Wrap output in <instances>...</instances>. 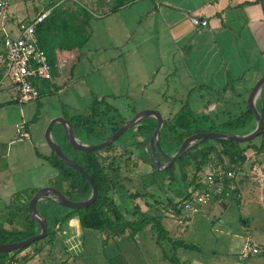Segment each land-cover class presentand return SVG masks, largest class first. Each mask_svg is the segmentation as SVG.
<instances>
[{"label": "rangeland", "instance_id": "obj_1", "mask_svg": "<svg viewBox=\"0 0 264 264\" xmlns=\"http://www.w3.org/2000/svg\"><path fill=\"white\" fill-rule=\"evenodd\" d=\"M46 1L10 0L9 11L19 17L34 16L37 10L44 8ZM63 1L62 9L73 11L82 7L86 8L92 14L88 21L92 28L88 29L87 33L80 32L76 39L63 38V40L66 39L64 40L65 45L62 44L57 52V65L50 80L51 85L41 87L42 96L29 103L19 104L16 101L10 103L16 104L17 107V120L14 123L21 119L20 109H22L25 113L27 129L31 135L28 141L31 140L32 144L36 146L39 144L40 147L34 148L29 145L30 143H26V140L13 141L16 134L15 125L14 128L5 130V132L11 131L10 143L13 144L8 146L7 155V159H11V177L2 188L0 187V228L11 229L10 225H5L9 219L15 220L16 223L18 199L23 200L26 197V190L28 195V190L51 185L58 179V171L56 170L57 176H54V168L36 154L37 151H47L43 132L53 117L62 116L67 120L75 114L86 115L90 110L93 111V106L96 105L102 109H112L113 117L128 118L134 109L151 105L160 106L162 117L165 118L169 110H172L179 101H185L190 93L191 108L187 116L189 119H198V122L191 127L192 129L195 127L205 129L211 118H216L218 122H221L234 117L237 112L239 113L240 108L246 107L244 104H235L234 101L224 104L218 95L220 92L202 89L199 87V81L192 84L191 79H185V69L179 52L175 54L165 52L163 49L162 52H154L153 41L149 40L144 42L145 48L142 47L145 36L151 37L153 25L144 30L140 22H145L146 26L152 23L154 17L151 13L158 0H131L115 10H112L113 0ZM105 9L107 10L102 16L96 14ZM262 75H264V66ZM170 76H175L178 80L172 79L171 82H167L166 77ZM142 79L148 84L145 90L137 87V84H142ZM166 83H169L168 88H165ZM176 84L180 86L177 90L173 89ZM142 92L144 93L141 94ZM201 95H203L202 98ZM97 98L99 101L96 100ZM101 98H103L102 101H100ZM217 98L220 99L217 101ZM94 101L97 103L94 104ZM173 115L171 114L170 118ZM93 120L100 121L99 113L89 117L90 123ZM99 126H95L91 135V141H96V143L101 142L95 137V135H102V132H99ZM86 134L79 132L75 135L77 139L84 140ZM121 140H125L124 137L114 141V147L109 150L122 149L121 146L124 143ZM24 144L29 154L23 162L15 163L12 157ZM103 149L96 152L102 154L101 156L109 154V152L102 151ZM247 151L248 159L245 167L250 168L252 161L256 160L261 167V172L260 174L255 172L249 180H246L242 192L237 186L243 199L228 197L223 199L224 201H211L197 213H191L182 208L183 201L181 202L180 210L191 216V222L186 226L184 233L178 237L196 246L195 249L183 247L176 249V257L182 264H237L238 254L248 241L257 245L260 253L245 259V263H263L264 153L254 154ZM136 154L137 149L134 148L129 159L125 156L119 158L121 177L124 180L123 190L121 189L119 194L113 193V198L117 203L126 199V202L120 204L119 207L127 219L135 217L133 216L137 212L135 204L139 206L142 214L145 210L143 208H146L144 206L145 197L137 199L128 197V194L134 190L145 193L146 190L142 186L138 187V183L141 182L142 176L151 169L150 165L144 164ZM1 161H6V156H2ZM182 166L183 163L176 162L168 172L162 171L161 173L165 176H170L172 173L177 174ZM142 183L144 184L143 181ZM173 184L174 188L179 185L176 181ZM149 191L153 192L155 198L165 201V196L158 189L151 188ZM245 196L252 199L249 204H246ZM118 197H121V200ZM239 199H241L240 202L237 201ZM149 202L153 203V198L149 199ZM209 204L211 207L217 206L215 214L206 209ZM7 206L9 208L6 209ZM126 209L130 212L126 213ZM148 210L150 214L155 213L154 208ZM170 217L174 216L170 215ZM178 222L181 223V221ZM19 230L22 232L10 237L7 242L23 240L31 231L26 227L19 228ZM127 234V231L124 234L113 235L101 230L83 229L79 224L76 228L68 229L64 224L58 231L54 243L46 239L31 243L16 256V260L27 264L23 262L22 256L29 254L28 261L31 262L28 264H115L122 259L117 254L122 253L128 259V264H172L164 258L163 253L172 255L174 252L170 251L165 241L162 242L163 247L157 243L156 233L150 225L138 232L134 241H129Z\"/></svg>", "mask_w": 264, "mask_h": 264}, {"label": "trees", "instance_id": "obj_2", "mask_svg": "<svg viewBox=\"0 0 264 264\" xmlns=\"http://www.w3.org/2000/svg\"><path fill=\"white\" fill-rule=\"evenodd\" d=\"M129 1L131 0H113L112 10L127 4ZM63 3V0L61 2H58L57 0H47L44 8L40 10L35 9L38 13L42 10L51 8L47 17L37 24L36 35L40 47L47 54L48 60L51 64L52 75L54 74L57 65L56 49L60 41L61 43H64V37L76 39V36L80 32L84 33L83 27L88 25V21L90 17H92V14H90V12L84 7L73 11L62 9L61 6ZM102 100L103 98L100 99V101ZM93 103L96 104L97 101H94ZM244 105H246V107L244 109L240 108L239 113L230 119L218 122L216 118H211L208 121L207 128L203 129L201 127H195V129H192L191 126L198 122V119L188 118L187 114L190 113V107L185 103L180 110L173 115V117L163 119V124L159 132V143L162 151L167 155L174 154L178 150L181 141L185 137L194 133L220 131L247 134L251 132L256 127V120L251 110L248 108L247 103ZM255 106L260 113L264 126V85L256 97ZM93 108L95 111L90 110L86 115L75 114L70 117V119H67L72 124L74 134L79 132L87 133L84 140L80 139L81 142L84 143H96V141H91V135L93 134L96 125H100L99 132H102V135H95V137L97 140L103 141L128 119L126 117H113L114 113H112V109L110 108L102 109L96 107V105H94ZM132 112L134 113L135 109ZM96 113H99L100 121L93 120L90 123L89 117ZM155 123L156 119L154 116L142 117L134 122L131 127L120 135L125 139L121 140L124 143H121L122 149L119 151L115 149L109 150V148L114 147L113 142L102 150L109 152L107 156H99V153L96 151L85 152L74 149L66 141L63 126L60 123H54L52 127L53 141L67 156L79 163L82 168L92 176L98 187V195L91 206L77 210L61 207L52 200L40 199L37 202V210L39 214L47 220V235L43 238L34 240L31 243L39 242L43 239H46L50 243H54L57 239L58 231L62 229L64 224H68L69 220L74 217L78 218L79 226L83 229L101 230L113 235L123 234L127 231V238L129 241H134L136 234L150 225V228L156 233L157 243L162 246V242L165 241L169 245L170 251L174 252L172 255H169V253H163L164 258L172 264H182L176 257V249L179 247L195 249L196 246L193 243L185 242L183 239H172L168 236L167 230L162 225L161 209L163 210L167 209V207H172V211L179 212L181 202L190 196L192 188H203L205 186L200 182L201 173L211 159L217 158L222 162L228 161L229 163H244L248 159L247 150L254 154L264 153V130L255 140L244 143L221 138L198 139L191 143L188 149L173 164L168 168L161 170V168H157L155 158L152 157V150L149 146V138ZM105 130L107 132H103ZM120 136L118 138H121ZM118 138L116 139L117 141ZM134 148L137 149L136 155L138 159L144 164H149L151 169L148 173H145L144 176H142V179L140 180L141 182L138 183V187L142 186L146 190L145 193L134 190V192L131 191L128 194V197L130 199L145 197L144 206L147 210L142 214L140 213L139 206L135 204L134 207L137 210L136 213L133 212V216L135 217L133 219H127L124 212L119 207L120 204L126 202V199L121 200V197H118L121 202L117 203L113 198V193L119 194V191L123 188L122 183L124 180L121 177L119 158L125 156L126 159H129ZM156 152L161 164H165V158L159 154L158 151ZM43 157L55 170L58 171V179L51 185L59 189L64 181L68 194L72 198L78 199L77 201L83 200L90 195L91 185L84 176L64 164L51 151L50 155ZM176 162L183 163V166L181 167L182 169L179 168L180 171H178L177 174L172 173L170 176H165L164 173H161L162 171L168 172L175 166ZM175 181L179 183L178 188L172 187ZM151 188L153 190H155V188L156 190L158 189L165 196V201L163 202L161 199L155 198L153 192L149 191ZM36 189L37 188L28 190V195L26 190V197H24L23 200L18 199V204L16 206V214L18 218L16 223L15 220L9 219L5 225H10L12 228H0V243L7 242L10 237L21 233L22 230H19V228L26 227L31 229L26 235V238L27 236L29 237L39 232V227L27 213L28 200ZM169 192H172L174 196L170 197ZM147 197H149V199L153 198V203H150ZM154 207H156L155 213L150 214L148 209ZM5 208H9V206ZM125 211L126 213L130 212L128 209ZM137 213L140 214V216H138ZM11 216H13L12 213ZM24 248L0 253V264H11L13 260H16V256ZM22 260L24 263L27 262L29 260V254L23 255ZM262 264H264V261Z\"/></svg>", "mask_w": 264, "mask_h": 264}, {"label": "crops", "instance_id": "obj_3", "mask_svg": "<svg viewBox=\"0 0 264 264\" xmlns=\"http://www.w3.org/2000/svg\"><path fill=\"white\" fill-rule=\"evenodd\" d=\"M94 8L98 9L97 7ZM106 10H100L96 14L102 16ZM151 16L154 17L151 24L146 26L145 22H140L144 30L146 27L150 28L149 26L153 25L151 37L149 38L145 33L143 48H145L144 42L149 40L153 41L154 52H162L163 50L175 54L179 52L185 69V79H191L192 84L199 81V87L202 89L220 92L218 95L224 104L233 101L235 104L246 103L250 89L262 76V67L264 66V0H158L154 4ZM190 16L207 19L208 24L204 27L195 28L190 22ZM91 28L89 24L85 25L83 27L84 33L89 32L88 29ZM62 44L65 45V42L61 43L60 41L56 54ZM166 79L167 82H171L172 79L174 81L178 80L175 76L166 77ZM46 85H51V83H45L41 87ZM146 86L148 84L145 83L144 79H142V84H137L138 89L145 90ZM166 86L165 88H168L169 83H166ZM178 88L180 86L177 84L173 86V89L177 90ZM40 96H42L41 90ZM9 97V94L5 92L0 93L1 188L11 177V159L8 160L7 155L8 146L13 144L10 143L12 135L10 130L6 132L5 130L14 128V122L17 120L16 104H10L13 100ZM189 97L190 93H188L185 101H179L173 106L172 110H169L168 116L162 118H170V115L177 113L185 103L190 107ZM202 97L203 95H201ZM219 99L217 98V101ZM143 108H157L161 115L163 114L160 106L147 105L137 109ZM176 108L177 111H175ZM22 113L25 116L24 111L20 109V116ZM26 141L34 148L40 147L39 144L37 146L32 144L31 140ZM46 149L47 151L36 152L37 156L43 161H47L43 156L50 155L48 147ZM28 154L29 150L24 144L14 153L12 160L15 163H21L27 158ZM103 155L107 156L108 154ZM2 156H6V161H1ZM54 176H57L55 169ZM251 176L253 175H249L247 172V174L236 178L235 182L241 192L244 189L243 186L246 180H249ZM170 193V197H173L174 194ZM245 198L247 200L246 204L252 201L249 196H245ZM241 199H243V195ZM241 199L237 201L240 202ZM171 208L161 209L160 213L164 216L162 217V225L167 230L169 237L179 239L178 236L184 233L186 226L191 222V216L183 210L175 212ZM216 208L217 206L211 207V204L206 207L212 214L216 213ZM143 209L147 210L146 208ZM155 209L156 207H154ZM170 215L174 217H170ZM178 221H181V223ZM78 224V218L74 217L66 225L68 229H71L72 227L76 228ZM117 255L122 259L115 262V264H128V259L122 253Z\"/></svg>", "mask_w": 264, "mask_h": 264}, {"label": "built area", "instance_id": "obj_4", "mask_svg": "<svg viewBox=\"0 0 264 264\" xmlns=\"http://www.w3.org/2000/svg\"><path fill=\"white\" fill-rule=\"evenodd\" d=\"M10 0H0V93H7L19 104L38 99L40 88L51 83V64L46 52L40 47L36 35L37 24L50 13L51 8L42 10L34 16L22 17L9 11ZM193 27L200 28L208 24L207 19L190 16ZM16 134L13 141H25L31 138L27 129V121L23 113L15 123ZM253 160L250 168L244 163L211 159L201 173L200 182L203 188H192L190 196L183 200L182 208L197 213L211 201L223 200L228 197H241L237 189L236 178L240 175L260 174L261 167ZM260 253V248L246 242L238 254L237 264H246L245 259ZM11 264H22L14 260Z\"/></svg>", "mask_w": 264, "mask_h": 264}, {"label": "water", "instance_id": "obj_5", "mask_svg": "<svg viewBox=\"0 0 264 264\" xmlns=\"http://www.w3.org/2000/svg\"><path fill=\"white\" fill-rule=\"evenodd\" d=\"M254 84L255 85H253L249 91L247 101H246L248 108L251 110L256 120V127L254 130H252L251 132L247 134L220 132V131H205V132L190 134L189 136L185 137L181 141V144L179 145L178 150L172 155L165 154L162 151V148L160 147L159 132L163 124V118H162L161 112L157 108H143L140 110H136L133 114L130 115V117H128V119L115 132H113L109 137H107L103 141L96 143V144L84 143V142H81L79 139H77V137L74 134L72 124L69 121H67L64 117L56 116L52 118L51 120H49L48 125L43 134V140L45 142V145L64 164L71 167L73 170L79 172L82 176H84L87 179V181L91 185V193L87 198L83 200L73 201V200L66 198L62 194V192L53 185H45L40 188H37L28 200L27 213L29 217L39 227V232L23 240H20V241L0 243V253L10 252V251L24 248L25 246H27L34 240L43 238L47 235V220L46 218H43L37 210V202L40 199L52 200L61 206H65L67 208L77 210V209L87 208L91 206L97 198L98 187L96 183L94 182L92 176H90L82 168V166L79 163H77L72 158L68 157L60 149V147L53 141L52 127L54 123L57 122L63 126L66 141L69 143L71 147L79 151L95 152L113 143L121 134H123L129 127H131V125L134 122H136L140 118L146 117V116H154L156 119V123L152 130L151 136L149 138V146L151 147L152 157L155 158V163L157 165V168L159 169L161 168L162 170V169L168 168L171 164H173L188 149L190 144L195 142L198 139L221 138V139L231 140L234 142L244 143V142L252 141L258 138L263 133L264 126H263L260 113L256 109L255 100L262 86L264 85V75L260 76V78H258V80ZM156 151H158L159 154H161L165 158L166 160L165 164H161Z\"/></svg>", "mask_w": 264, "mask_h": 264}, {"label": "flooded vegetation", "instance_id": "obj_6", "mask_svg": "<svg viewBox=\"0 0 264 264\" xmlns=\"http://www.w3.org/2000/svg\"><path fill=\"white\" fill-rule=\"evenodd\" d=\"M99 156H101L102 154H98ZM69 157V156H68ZM59 190L62 192V194L66 197V198H68V199H70V200H73V201H77L78 199H74V198H72L69 194H68V191H67V188H66V184H65V182L63 181L62 182V185H61V188H59ZM61 206V205H60ZM61 207H65V206H61Z\"/></svg>", "mask_w": 264, "mask_h": 264}]
</instances>
